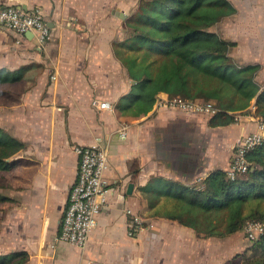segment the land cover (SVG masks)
<instances>
[{
	"label": "crops",
	"instance_id": "obj_1",
	"mask_svg": "<svg viewBox=\"0 0 264 264\" xmlns=\"http://www.w3.org/2000/svg\"><path fill=\"white\" fill-rule=\"evenodd\" d=\"M139 1L0 0L28 8L38 4L54 26L45 44L30 32L0 30V68L39 64L22 80L0 86V108L15 111L0 126L27 145L16 156L21 163L8 172L7 195L15 199L19 197L12 191H29L33 199L29 206L25 204L30 209L28 220L42 228L25 237L30 242L12 250L30 254L25 264L90 260L101 264H188L195 247L205 246L207 239L176 220L148 217L150 209L140 187L153 176L192 184L214 169L227 170L241 136L257 129L256 121L211 126L209 113L159 106L157 101L140 116L117 109L119 98L130 89L131 78L113 43L126 37V20ZM231 1L237 9L232 16L239 30L249 31L255 46H264V0H249L248 8L239 0ZM260 55L245 63H259L263 68ZM168 96L161 92L157 98ZM94 99L107 101L108 108L97 109ZM23 120L29 129L25 135L14 128ZM98 139L108 146L110 159L104 175L109 189L105 206L83 247L57 241L68 194L77 178L79 156L74 146ZM136 165L139 171L134 175ZM130 183L134 184L132 193L128 192ZM128 209L145 221V228L135 236L128 233Z\"/></svg>",
	"mask_w": 264,
	"mask_h": 264
},
{
	"label": "trees",
	"instance_id": "obj_2",
	"mask_svg": "<svg viewBox=\"0 0 264 264\" xmlns=\"http://www.w3.org/2000/svg\"><path fill=\"white\" fill-rule=\"evenodd\" d=\"M236 10L231 0H140L126 20V37L113 43L131 78L130 89L119 98L117 109L122 114H146L159 93L166 92L190 100H212L219 111L210 117L211 126L234 123L235 114L248 109L254 99V113L264 119V86L257 79L261 64L234 59L232 50L237 42L212 29ZM37 65L1 67L0 86L22 80ZM26 146L0 126L1 188L9 186L7 174L21 163L16 156ZM247 156L251 169L235 179L221 168L212 170L203 186L151 177L140 187L151 216L176 220L204 238L231 235L241 230L249 217L264 220V142ZM132 171L137 174L139 166H133ZM15 201L0 190V203L7 209ZM225 210L223 229L203 215ZM248 252L241 253L243 261L237 264H264V233ZM29 257L26 250L4 252L0 264H25Z\"/></svg>",
	"mask_w": 264,
	"mask_h": 264
},
{
	"label": "built area",
	"instance_id": "obj_3",
	"mask_svg": "<svg viewBox=\"0 0 264 264\" xmlns=\"http://www.w3.org/2000/svg\"><path fill=\"white\" fill-rule=\"evenodd\" d=\"M3 28L19 34L30 32L40 44H45L54 30V26L50 24L38 4L28 8L0 3V30ZM157 102L159 106L205 112L211 116L219 111L213 101L190 100L180 95H169L165 100L157 98ZM93 105L97 109H102L108 108L109 103L94 99ZM242 117L241 113L237 112L234 123H239ZM254 119L257 122V129L244 133L234 146V156L227 169L232 179L248 173L251 169L248 152L264 142V119L262 117H254ZM122 134L125 135V132L123 131ZM74 150L79 156L77 178L69 191L61 229L57 233L56 240L83 247L90 231L97 225L99 213L105 206L106 193L109 189L105 187L104 175L110 165V159L108 146L101 139L91 144L76 145ZM205 178L206 175L198 176L194 183L203 186ZM128 211L131 213L128 233L135 236L145 228V221L141 215L133 213L130 209ZM245 229L249 239L255 242L264 233V221L247 220ZM82 264L101 263L90 260Z\"/></svg>",
	"mask_w": 264,
	"mask_h": 264
},
{
	"label": "rangeland",
	"instance_id": "obj_4",
	"mask_svg": "<svg viewBox=\"0 0 264 264\" xmlns=\"http://www.w3.org/2000/svg\"><path fill=\"white\" fill-rule=\"evenodd\" d=\"M239 1H241L245 8H248L249 0ZM245 28L248 29V25H246ZM212 29L219 32L225 38L237 40L238 43L232 50L234 59L244 63L255 55H260L259 53L262 54L260 55V58L263 60V68L257 79L264 86V46H255L253 40L250 39L249 31L239 30L233 16L222 19L216 23ZM255 101V99L252 101V104L248 109L240 112L243 116L240 122L255 121L254 117H258L254 113L256 107ZM14 113L15 111H10L7 108H0V122L7 124L9 117H11ZM22 114H25V112H22ZM244 114L249 118L245 117ZM20 125L21 126L18 125L17 121L14 128L17 127L19 132L23 135L28 134L29 129L25 126L24 120L21 121ZM3 184L5 183L3 182ZM0 190L1 192L7 194L6 188L1 189L0 187ZM12 193L18 195L19 198L15 197V202L19 203L20 201V203L15 207H11L12 209L10 210V213H8V209L3 206L4 203H0V253L9 252L23 247L24 242L31 241L26 240V236L30 235L32 231L42 229L40 224L37 225L34 222H31V219L28 220L31 216L29 214L30 209L25 208V204L29 206L33 199L30 192L19 190L12 191ZM151 214L152 211L147 213V216L149 215L148 217H150ZM203 215L218 225L220 229L224 228L227 219L226 210L221 212L212 211ZM253 219L264 221L259 217H249L247 220ZM245 224L241 230L231 235L205 237V239H207L206 245L195 247L193 251V259L188 264H237L238 262L243 261V254L248 252L249 247L254 243L248 237Z\"/></svg>",
	"mask_w": 264,
	"mask_h": 264
},
{
	"label": "water",
	"instance_id": "obj_5",
	"mask_svg": "<svg viewBox=\"0 0 264 264\" xmlns=\"http://www.w3.org/2000/svg\"><path fill=\"white\" fill-rule=\"evenodd\" d=\"M29 32H27V34H28ZM133 186H134V184L133 183H130L129 184V186H128V192L129 193H132V191H133Z\"/></svg>",
	"mask_w": 264,
	"mask_h": 264
}]
</instances>
